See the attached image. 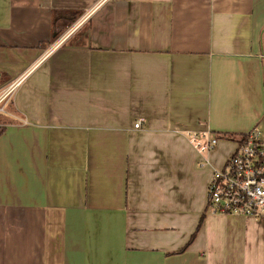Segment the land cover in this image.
Here are the masks:
<instances>
[{"label":"crops","instance_id":"crops-1","mask_svg":"<svg viewBox=\"0 0 264 264\" xmlns=\"http://www.w3.org/2000/svg\"><path fill=\"white\" fill-rule=\"evenodd\" d=\"M263 33L264 0H0V264H264L206 193L264 145Z\"/></svg>","mask_w":264,"mask_h":264},{"label":"built area","instance_id":"built-area-1","mask_svg":"<svg viewBox=\"0 0 264 264\" xmlns=\"http://www.w3.org/2000/svg\"><path fill=\"white\" fill-rule=\"evenodd\" d=\"M19 84L17 79L0 90V112ZM141 125L138 120L134 128ZM188 141L207 163L205 156L220 139L205 125L201 131L190 134ZM206 193L207 210L211 213L264 217V145L256 128L240 137L225 163L212 170Z\"/></svg>","mask_w":264,"mask_h":264},{"label":"trees","instance_id":"trees-1","mask_svg":"<svg viewBox=\"0 0 264 264\" xmlns=\"http://www.w3.org/2000/svg\"><path fill=\"white\" fill-rule=\"evenodd\" d=\"M60 32H62V28H60L59 29V31H57V33L56 34H58V33H60ZM55 36V35H54ZM262 45H263V50H264V33H263V37H262ZM2 132V130L0 129V133ZM200 226V224L198 225V227ZM194 235H195V233H193V235L191 236V239L190 240H192V238L194 237Z\"/></svg>","mask_w":264,"mask_h":264}]
</instances>
